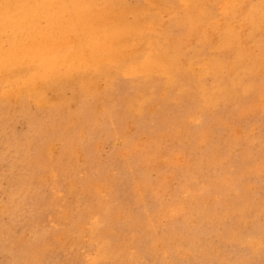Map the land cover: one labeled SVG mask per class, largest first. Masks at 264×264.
<instances>
[{
  "label": "rangeland",
  "instance_id": "374dc122",
  "mask_svg": "<svg viewBox=\"0 0 264 264\" xmlns=\"http://www.w3.org/2000/svg\"><path fill=\"white\" fill-rule=\"evenodd\" d=\"M263 56L264 0H0V264H264Z\"/></svg>",
  "mask_w": 264,
  "mask_h": 264
},
{
  "label": "bare ground",
  "instance_id": "6f19581e",
  "mask_svg": "<svg viewBox=\"0 0 264 264\" xmlns=\"http://www.w3.org/2000/svg\"><path fill=\"white\" fill-rule=\"evenodd\" d=\"M120 2V1H119ZM115 4V3H114ZM116 5V4H115ZM121 5V4H120ZM120 5H119V7H120ZM93 10V9H92ZM114 11H116V9L114 10ZM102 11H100V13H101ZM95 13V12H94ZM98 14H99V10H98ZM119 13H116V15H118ZM93 15V14H92ZM114 15V14H113ZM98 16V15H97ZM99 17H101V16H99ZM112 17V16H111ZM115 17V16H114ZM117 17V16H116ZM130 17V16H129ZM92 18V17H91ZM97 19V18H96ZM112 19V18H111ZM119 20H120V17H119ZM123 20V19H122ZM115 21V20H114ZM112 22H113V20H112ZM109 25V24H108ZM111 25H112V23H111ZM119 35V34H118ZM118 38V37H117ZM192 43V42H191ZM242 43V42H241ZM244 45V44H243ZM246 47H247V45H246ZM250 49V48H249ZM246 50H248V48L246 49ZM251 50V49H250ZM244 55H245V53H244ZM125 56V55H124ZM243 56V55H242ZM248 57V56H247ZM264 57V56H263ZM163 58V57H162ZM187 58V57H186ZM249 58V57H248ZM164 59V58H163ZM168 60V59H167ZM246 60V59H245ZM251 60H253V62H254V59H251ZM247 62V61H246ZM123 63H125V61L123 62ZM128 63V62H127ZM158 63V62H157ZM248 63H250L251 64V62H248ZM247 63V64H248ZM171 64V63H170ZM256 64V63H255ZM154 65V64H153ZM208 66V65H207ZM215 66V65H214ZM213 66V67H214ZM209 67V66H208ZM254 68V67H253ZM257 68V67H256ZM140 69V68H139ZM208 69V68H207ZM211 69V68H210ZM209 69V70H210ZM256 70V69H255ZM210 71H212V70H210ZM209 71V72H210ZM19 73V72H18ZM21 74V73H20ZM20 74H18V76L20 75ZM23 74V73H22ZM22 74H21V76H22ZM181 75V74H180ZM17 76V75H16ZM8 78H9V76H8ZM188 78V77H187ZM35 79V78H34ZM202 80V79H201ZM4 88V87H3ZM20 91V90H19ZM47 94V93H46ZM30 97V96H29ZM29 102V101H28ZM39 109V108H38ZM151 112V111H150ZM8 147V146H7ZM17 184V183H16ZM11 196H13V195H11ZM4 208V207H3ZM4 210V209H3Z\"/></svg>",
  "mask_w": 264,
  "mask_h": 264
}]
</instances>
